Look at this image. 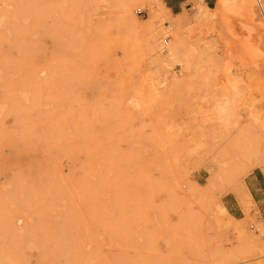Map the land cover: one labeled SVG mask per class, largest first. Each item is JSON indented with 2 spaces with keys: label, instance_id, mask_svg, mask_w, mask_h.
<instances>
[{
  "label": "rangeland",
  "instance_id": "obj_1",
  "mask_svg": "<svg viewBox=\"0 0 264 264\" xmlns=\"http://www.w3.org/2000/svg\"><path fill=\"white\" fill-rule=\"evenodd\" d=\"M216 1L0 0V264H264L221 206L264 174V0Z\"/></svg>",
  "mask_w": 264,
  "mask_h": 264
},
{
  "label": "crops",
  "instance_id": "obj_2",
  "mask_svg": "<svg viewBox=\"0 0 264 264\" xmlns=\"http://www.w3.org/2000/svg\"><path fill=\"white\" fill-rule=\"evenodd\" d=\"M193 1H191L192 4ZM214 1L200 0V4L210 9L208 5ZM188 3L189 0H163V5L172 14L180 13L183 6ZM242 184L247 197L244 195L237 197L235 194L225 195L221 199V206L228 216L237 221L245 220L246 217L256 214V221L264 227V174L253 170L244 177ZM241 199L246 206L241 203Z\"/></svg>",
  "mask_w": 264,
  "mask_h": 264
},
{
  "label": "bare ground",
  "instance_id": "obj_3",
  "mask_svg": "<svg viewBox=\"0 0 264 264\" xmlns=\"http://www.w3.org/2000/svg\"><path fill=\"white\" fill-rule=\"evenodd\" d=\"M192 1V0H191ZM241 0H217L216 1V3H215V7H214V9H213V13H214V16H215V18H216V20L218 19H221L222 17H223V15L225 14V13H231V12H233L234 13V11H238V10H241V9H239V8H236L235 7V5L237 6L238 4H240L239 2H240ZM238 2V3H237ZM242 2V1H241ZM237 3V4H236ZM193 4H196V7H195V13H194V16H195V19H197V20H207V17L205 16V15H203L202 13H201V8H205L204 6H202L201 4H200V0H194L193 1ZM162 7L166 10V11H168L166 8H165V6L164 5H162ZM240 7V6H239ZM241 8V7H240ZM206 9H208V8H206ZM130 9L129 8H127L126 7V9H125V13H130V11H129ZM130 15V14H129ZM215 20V21H216ZM225 23H227V21L225 22ZM224 23V24H225ZM223 24V25H224ZM228 25V24H227ZM224 27V26H223ZM178 38H179V36H178ZM177 38V39H178ZM179 46V45H178Z\"/></svg>",
  "mask_w": 264,
  "mask_h": 264
},
{
  "label": "built area",
  "instance_id": "obj_4",
  "mask_svg": "<svg viewBox=\"0 0 264 264\" xmlns=\"http://www.w3.org/2000/svg\"><path fill=\"white\" fill-rule=\"evenodd\" d=\"M165 43V42H164Z\"/></svg>",
  "mask_w": 264,
  "mask_h": 264
}]
</instances>
